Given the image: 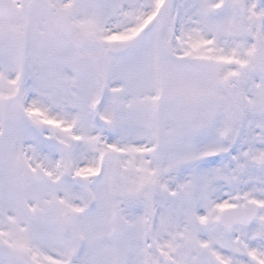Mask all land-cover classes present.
I'll list each match as a JSON object with an SVG mask.
<instances>
[{"label": "snow or ice", "instance_id": "snow-or-ice-1", "mask_svg": "<svg viewBox=\"0 0 264 264\" xmlns=\"http://www.w3.org/2000/svg\"><path fill=\"white\" fill-rule=\"evenodd\" d=\"M0 264H264V0H0Z\"/></svg>", "mask_w": 264, "mask_h": 264}]
</instances>
